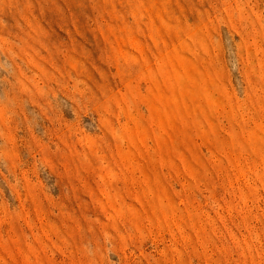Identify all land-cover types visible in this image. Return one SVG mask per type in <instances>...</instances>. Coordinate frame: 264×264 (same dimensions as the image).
I'll return each mask as SVG.
<instances>
[{
  "label": "rangeland",
  "instance_id": "obj_1",
  "mask_svg": "<svg viewBox=\"0 0 264 264\" xmlns=\"http://www.w3.org/2000/svg\"><path fill=\"white\" fill-rule=\"evenodd\" d=\"M0 264H264V0H0Z\"/></svg>",
  "mask_w": 264,
  "mask_h": 264
}]
</instances>
